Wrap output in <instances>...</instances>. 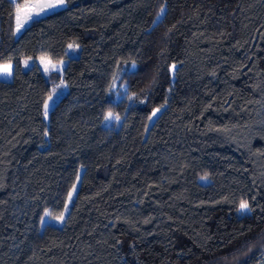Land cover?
Returning a JSON list of instances; mask_svg holds the SVG:
<instances>
[{"label": "trees", "instance_id": "trees-1", "mask_svg": "<svg viewBox=\"0 0 264 264\" xmlns=\"http://www.w3.org/2000/svg\"><path fill=\"white\" fill-rule=\"evenodd\" d=\"M17 3L0 0V264H264V0H66L20 36Z\"/></svg>", "mask_w": 264, "mask_h": 264}, {"label": "snow or ice", "instance_id": "snow-or-ice-1", "mask_svg": "<svg viewBox=\"0 0 264 264\" xmlns=\"http://www.w3.org/2000/svg\"><path fill=\"white\" fill-rule=\"evenodd\" d=\"M65 5H66V0H29V2L14 4V19L16 21L17 31H19V29L23 26V24L27 23L29 20H32L34 17H39L42 14L47 13L49 10H56ZM160 12L162 16L164 13V9L161 8ZM157 19L159 20L160 17L158 16ZM68 47L72 48L73 45L70 44ZM41 62L45 63V70L47 71L48 65L51 64V61L50 60L46 61L44 58H41ZM25 66L26 67L28 66L27 62H25ZM133 67H135V65H133ZM11 68H12L11 64L0 65V73L10 76L12 74ZM53 70H55V65H53ZM63 87H67V86L63 85ZM114 87H115V82L113 83V88ZM55 95L56 93L54 91L53 94L49 95L48 101H52L53 103H55V100L53 99ZM43 107H44V116L45 118H47L49 114V103L46 101ZM156 111H159V109H157ZM153 115H155V112H153ZM120 119L121 117L118 114L114 115L112 111H108L107 114L104 116V120L109 123L119 122ZM202 179L204 178L202 177ZM71 199H72V194L69 193L68 200L71 201ZM248 208H249L248 203L246 201H241L239 205V210L241 212H244L245 210H248ZM64 211L65 212L68 211L67 207H65ZM44 215L48 216L49 213L45 212ZM53 219H56L61 223H63L64 214L61 213L60 216L54 217ZM44 223L45 221L41 220V225H43Z\"/></svg>", "mask_w": 264, "mask_h": 264}, {"label": "rangeland", "instance_id": "rangeland-1", "mask_svg": "<svg viewBox=\"0 0 264 264\" xmlns=\"http://www.w3.org/2000/svg\"><path fill=\"white\" fill-rule=\"evenodd\" d=\"M12 1L15 2V3L18 2V0H12ZM17 4H18V3H17ZM63 7H64V6H63ZM61 8H62V7H61ZM59 9H60V8H59ZM56 10H58V9H56ZM53 11H55V10H49L47 13L42 14V15L39 16V17H42V16H44V15L50 13V12H53ZM164 12H165V11H164ZM163 15H164V13H163ZM163 15H162V16H163ZM162 16L160 15L159 17L161 18ZM39 17H34L32 20H34V19H36V18H39ZM32 20H29L27 23L23 24V26L19 29V31H17V29H16V35H17V36H20V35L24 32V30L29 26V24L32 22ZM41 58H44L46 61H47V60H50L49 58H46V57H41ZM41 58L38 60V62L41 64V66L43 67L44 71H45L47 74H49V75H50L51 73H54V72L62 73L63 70H64V68L66 67V65H67V63H68L67 60H64V61H62V62H60V63H55V62H53L52 60H50V61H51V64L48 65V70L46 71V70H45V63H42V62H41ZM2 65H5V64H2ZM27 65H28V66H27V67L25 66V69L29 68V67L32 65V63H31V62H27ZM53 65H55V70H53ZM11 66H12V68H11V72H12V74L9 76V75H5V74L0 73V79H1V80H11V79L13 78V69H14V65L11 64ZM173 70H174V69H173ZM63 85H64V84H61V87H60V88H61V91H62V92H58V95L61 94V93L66 92L67 87H63ZM57 98H58V97H57V94H56V95L53 97V99L55 100V103L57 102ZM47 102L49 103V113H50V111H51V109L54 107L55 103H53L52 101H48V100H47ZM159 114H160L159 111L156 112L155 115H153V119H152V121H154V120L158 117ZM48 115H49V114H48ZM115 123H116V122H111V123L106 122V121L104 122L105 126H114ZM82 172H83V170L81 171L80 177H79V179H78V181H77L75 187H74L73 190L71 191L72 199H71V201L68 200V202H67V206H66V207H67L68 211H67V212L64 211V213H63V214H64V221H63V223H61L60 221H58V220H56V219H53V217H51L50 214H49L48 216H44V217H43V220L45 221V223H44L43 225H41L42 230L44 229V227H45L47 224H53V225L60 226V227H63V226L65 225L66 219H67V217H68V215H69V212H70V209H71V204H72L73 200L75 199L76 194H77V191H78L79 186H80ZM206 181H208V180L205 179V178H204V179H201V182H206Z\"/></svg>", "mask_w": 264, "mask_h": 264}]
</instances>
